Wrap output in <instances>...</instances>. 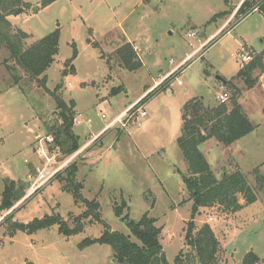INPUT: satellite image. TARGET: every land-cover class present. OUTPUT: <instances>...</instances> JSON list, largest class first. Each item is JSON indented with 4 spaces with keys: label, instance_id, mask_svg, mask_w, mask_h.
Wrapping results in <instances>:
<instances>
[{
    "label": "rangeland",
    "instance_id": "1",
    "mask_svg": "<svg viewBox=\"0 0 264 264\" xmlns=\"http://www.w3.org/2000/svg\"><path fill=\"white\" fill-rule=\"evenodd\" d=\"M25 1L33 4L29 12L9 19L29 34L26 46L59 31V53L46 71L47 87L65 101H75L73 132L81 148L68 158L55 146L48 130L59 122L54 96L3 46L0 195L6 184H13L24 196L11 210L0 209V264H122L107 244L80 246L86 238L102 235L105 227L99 222L87 220L81 232L69 237L57 225L32 233L13 230L14 222L28 224L53 213L76 225L86 207L63 188L64 170L73 162L82 195L99 201L102 219L112 230L131 234L127 221L116 215V205L134 221L147 212L157 219L169 264H175L181 249L189 250L185 235L191 220L197 229L209 223L219 233L221 264H243L251 252L259 259L256 264H264V70L255 71L257 83L251 88L237 77L241 55L264 50L263 11L237 13L240 0H57L46 7L43 0ZM126 43L134 45L142 61L136 71L110 61ZM218 76L232 85L225 86ZM236 90L256 129L231 148L215 138L200 148L218 177L240 168L257 200L246 205L239 194L244 205L239 211L227 213L216 205L200 208L193 217L183 183L188 168L178 144L184 106L195 97L214 106L227 92L231 109ZM145 96L139 108L146 115L135 108L128 122L127 107ZM44 170L52 175L39 179Z\"/></svg>",
    "mask_w": 264,
    "mask_h": 264
},
{
    "label": "trees",
    "instance_id": "2",
    "mask_svg": "<svg viewBox=\"0 0 264 264\" xmlns=\"http://www.w3.org/2000/svg\"><path fill=\"white\" fill-rule=\"evenodd\" d=\"M55 1L57 0H43L42 7ZM32 7L33 4L25 0H0V50L5 46L10 52V59L18 64L31 79L38 81L39 86L54 96L59 122L51 125L48 130L55 146L69 158L81 148L80 137L73 132L77 114L76 103L73 100L67 102L51 91L47 87L46 75L47 69L59 53V31L56 30L26 46L29 34L20 28L16 29L9 19L11 15L19 16L28 13ZM251 9L252 11L262 10L264 13V3L262 0H254L252 3L245 0L237 13L244 15ZM111 58L129 71H136L142 67L139 54L131 43L118 48L110 57V61ZM257 69L264 70V50L244 64L237 77L244 78L251 88L257 83V78L254 76ZM74 70L75 67L71 65L70 71L74 72ZM64 73L67 74L68 70L66 69ZM228 85H232V82L227 81L225 86ZM113 91L116 92L117 89ZM238 92L239 90H236L231 96V109L226 102L221 101L214 106L206 105L200 97L190 99L184 106L182 133L178 138V144L188 168L187 174L183 175V183L193 202V217L200 208L216 205L227 213L239 211L244 207L239 201V194L245 198L246 205L257 200L254 189L240 168L225 171L221 177H218L200 148L201 144L210 138H215L218 142L229 146L256 129L238 101ZM147 96L134 108H139ZM64 171H67L68 175L66 179L64 178L66 184L63 188L72 192L76 202L86 207V210L75 219L76 225L71 227L61 214L53 213L41 219L36 218L28 224L14 222L13 230L17 228L32 233L57 225L59 232L69 237L81 232L85 221L99 222L105 227L102 235L94 239L86 238L80 244L82 248L97 242L111 246L118 262L122 264H169L161 242L163 227L157 225L156 218L151 217L147 212L139 221H134L129 218L128 213L124 214L122 206L116 205V215L127 221L131 234L136 239L133 240L131 234L112 230L102 219L99 201L87 199L82 195L83 183L76 181L77 164L71 163ZM23 196L20 192L13 190V184H6L0 195V209L11 210ZM185 240L189 250L181 249L175 264H221L220 255L223 253V247L209 223L197 229L194 220L189 221ZM258 260V257L251 252L243 264H256Z\"/></svg>",
    "mask_w": 264,
    "mask_h": 264
},
{
    "label": "built area",
    "instance_id": "3",
    "mask_svg": "<svg viewBox=\"0 0 264 264\" xmlns=\"http://www.w3.org/2000/svg\"><path fill=\"white\" fill-rule=\"evenodd\" d=\"M197 34V32L195 31V32H193L191 35H196ZM241 63H243L242 65H244V64H246V63H248V62H250L252 59H253V56L249 53V52H247V54H242L241 55ZM228 97H229V94L227 93V92H224V93H222L220 96H219V100L221 101V102H226V100L228 99ZM138 103V101L136 102V103H134L133 105H131L128 109H127V111L125 112V114L124 115H128V119H127V121L128 122H130L133 118H134V114H135V111H134V106L136 105ZM140 111V114L142 115V116H145L146 115V111L145 110H143V109H141V108H138V112ZM124 115H119L118 117H116L115 119H113L109 124H107L109 127H111V126H113L114 124H116L121 118H122V116H124ZM46 174H49V175H52V173H50L49 171H46V170H44L42 173H41V175H40V177H39V179H42L43 177H45L46 176ZM42 183H43V181H42ZM3 218V217H2ZM1 219V218H0Z\"/></svg>",
    "mask_w": 264,
    "mask_h": 264
},
{
    "label": "crops",
    "instance_id": "4",
    "mask_svg": "<svg viewBox=\"0 0 264 264\" xmlns=\"http://www.w3.org/2000/svg\"><path fill=\"white\" fill-rule=\"evenodd\" d=\"M243 1H244V0H240V2L238 3V5H237V7H236V10H238V8H239L240 5L243 3ZM236 10H235V11H236ZM235 11H234V12H235ZM234 12L232 13V15L234 14ZM229 19H230V18H229ZM229 19H228V20H229ZM250 50L253 51V49H250ZM173 69H174V68H173ZM173 69H172V70H173ZM172 70H171V71H172ZM157 83H158V82H157ZM136 101H137V100H136ZM136 101H134L131 105H133ZM131 105H130V106H131ZM130 106H129V107H130ZM129 107H127V109H128ZM127 109H126V110H127ZM126 110H124V111H123L122 113H120L119 115L123 114ZM119 115H118V116H119ZM118 116H117V117H118ZM101 131H102V130H101ZM101 131H99V132H101ZM99 132H97V133H99ZM97 133H96V134H97ZM92 135H93V134H92ZM248 135H249V134H248ZM242 139H243V138H241L240 140L234 142L233 144L229 145L228 147L231 148V147L235 146V144H237L238 142H241ZM235 157H236V158H235V159H236V162H238V163L240 164L241 168H242V161H241V158L238 157V156H235ZM247 171H248V170H247ZM40 184H41V183H40ZM40 184H39V185H40ZM4 187H5V186H4ZM3 190H4V189H3ZM31 191H32V190H31ZM31 191H30V192H31ZM30 192H29V193H30ZM27 194H28V193H27ZM240 201H241V200H240ZM241 203H242V201H241ZM217 236H219V233H217ZM220 242H221V241H220Z\"/></svg>",
    "mask_w": 264,
    "mask_h": 264
},
{
    "label": "water",
    "instance_id": "5",
    "mask_svg": "<svg viewBox=\"0 0 264 264\" xmlns=\"http://www.w3.org/2000/svg\"><path fill=\"white\" fill-rule=\"evenodd\" d=\"M218 78H219V80L222 81L223 84H226L227 83V81L225 79H223L222 77L218 76Z\"/></svg>",
    "mask_w": 264,
    "mask_h": 264
}]
</instances>
